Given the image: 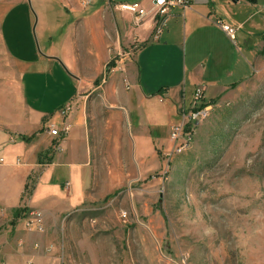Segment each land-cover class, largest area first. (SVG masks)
Returning a JSON list of instances; mask_svg holds the SVG:
<instances>
[{
  "label": "crops",
  "instance_id": "crops-1",
  "mask_svg": "<svg viewBox=\"0 0 264 264\" xmlns=\"http://www.w3.org/2000/svg\"><path fill=\"white\" fill-rule=\"evenodd\" d=\"M135 2L151 9V0ZM114 12L105 0H18L2 17L1 37L11 59L38 75L43 90L61 93L51 118L50 106L35 114L27 106L24 123L5 120L14 128L6 132L21 137L15 143L27 155L7 202L5 187L14 182H0L11 229L24 242L25 264L62 263L44 250L55 245L54 234L62 232L69 214L90 207L97 172L123 171L125 154L131 156L127 170L142 176L161 167L159 149L197 88L215 101L264 72V0H195L187 9L172 10L158 39L152 13L136 25ZM219 21L236 29L243 52L233 47L237 59L231 67L218 42L227 38ZM251 65L254 75L248 71ZM167 76L168 85L163 84ZM52 124L60 129L69 125L70 131L53 136L48 130ZM41 155L52 156L69 173L71 180L62 185L66 196H48L41 204L29 197L24 203L21 193L28 177L50 165ZM105 178L104 189L123 184ZM33 211L42 214L45 232L28 231ZM12 249L9 244L3 251Z\"/></svg>",
  "mask_w": 264,
  "mask_h": 264
},
{
  "label": "rangeland",
  "instance_id": "rangeland-1",
  "mask_svg": "<svg viewBox=\"0 0 264 264\" xmlns=\"http://www.w3.org/2000/svg\"><path fill=\"white\" fill-rule=\"evenodd\" d=\"M16 1L0 0V182H14L5 187V202L27 162V155L15 143L21 137L6 132L14 128L5 120L24 123L27 106L34 114L50 106L47 116L51 118L61 94L43 90L38 75L23 71L7 53L1 20ZM135 1L139 0H117ZM218 42L229 54L228 67L233 66L237 59L233 47L239 50V41L227 34ZM248 71L255 74L253 65ZM168 82L167 76L163 84ZM197 89L213 108L210 117L199 124L192 146L170 160L159 149L162 165L147 175L127 170L128 154L123 171L97 172L98 184L86 205L90 207L67 216L62 232L54 234L55 245L45 253L56 256L61 264H264V72L249 85L225 93L223 99H207L205 91ZM170 143L169 135L162 148ZM40 159L50 165L28 177L21 193L24 203L29 197L34 198L33 204H41L48 196H66L62 185L71 180L67 170L51 161L52 156L41 155ZM167 166L164 182L151 179ZM106 175L122 186L104 189ZM3 195L0 187V264H25L27 259L21 257L24 242L12 230ZM28 231L43 233L45 227L44 231ZM9 244L12 251H3Z\"/></svg>",
  "mask_w": 264,
  "mask_h": 264
},
{
  "label": "built area",
  "instance_id": "built-area-1",
  "mask_svg": "<svg viewBox=\"0 0 264 264\" xmlns=\"http://www.w3.org/2000/svg\"><path fill=\"white\" fill-rule=\"evenodd\" d=\"M194 1L195 0H151V9L148 10L147 7L140 2L129 3L117 2V0H105L106 4L112 9L128 13L136 25L143 24L152 13L153 18L156 21L155 39L160 37L165 26V21L171 15L173 9H187ZM218 24L232 40H235L236 29L234 27L224 23L223 21H219ZM203 95V91L196 89L192 100L180 112L181 120L171 127V143L169 146L161 148L166 159H172V157L175 156V152L183 149L184 147H191L199 124L210 117L213 106L204 101ZM48 130L53 136L64 137L70 131V126L64 125V127L60 129L52 124L48 126ZM0 162H3L2 158L0 159ZM167 169L168 166L161 174L152 175L151 179L153 181L162 179L164 182L165 172ZM26 226L30 230L44 231L42 214L38 211L31 212L30 217L27 219Z\"/></svg>",
  "mask_w": 264,
  "mask_h": 264
},
{
  "label": "bare ground",
  "instance_id": "bare-ground-1",
  "mask_svg": "<svg viewBox=\"0 0 264 264\" xmlns=\"http://www.w3.org/2000/svg\"><path fill=\"white\" fill-rule=\"evenodd\" d=\"M189 148H190V147H184L183 149L176 151V152H175V155H176V156H177V155H180V154L186 152V150H188ZM167 174H168V173L165 172V176H166Z\"/></svg>",
  "mask_w": 264,
  "mask_h": 264
},
{
  "label": "trees",
  "instance_id": "trees-1",
  "mask_svg": "<svg viewBox=\"0 0 264 264\" xmlns=\"http://www.w3.org/2000/svg\"><path fill=\"white\" fill-rule=\"evenodd\" d=\"M25 139V138H24ZM28 140V138H26Z\"/></svg>",
  "mask_w": 264,
  "mask_h": 264
}]
</instances>
